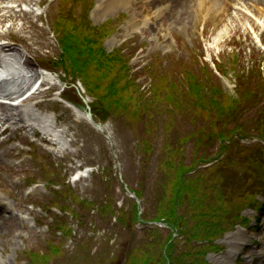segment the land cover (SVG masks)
<instances>
[{"label":"rangeland","instance_id":"rangeland-1","mask_svg":"<svg viewBox=\"0 0 264 264\" xmlns=\"http://www.w3.org/2000/svg\"><path fill=\"white\" fill-rule=\"evenodd\" d=\"M241 2L9 3L21 15L36 10L26 24L29 51L5 24L39 73L31 86L41 84L44 93L28 105L66 135L63 147L46 142L40 127L0 136V197L12 208L0 211V264H30L31 252L55 253L44 264H126L135 246L150 240L145 227L177 237L165 221L141 218L169 203L183 166L177 212L188 226L199 223L197 211L189 215L194 188L199 203L205 199L199 215L224 214L222 247L208 261L264 264V5ZM82 23L102 35L109 53L126 54L131 75L138 71L140 91L133 85L125 94L130 111L105 103L91 119L81 108H92L95 98L72 75L58 39L64 25ZM194 81H206V98L217 87L216 99L229 110L204 109L189 92Z\"/></svg>","mask_w":264,"mask_h":264},{"label":"trees","instance_id":"trees-1","mask_svg":"<svg viewBox=\"0 0 264 264\" xmlns=\"http://www.w3.org/2000/svg\"><path fill=\"white\" fill-rule=\"evenodd\" d=\"M85 26V23H82V26L73 27L64 25L65 30L62 29L65 32L58 40L65 54L66 65L72 69V75L81 78L87 90L93 94L95 98L92 106L94 116L97 115L100 106L105 103H108L107 108L109 109L130 111L133 104L132 97L125 94L130 93L133 85L140 91L141 86L135 76L138 71L131 75V68L125 58L126 54L121 50L109 53L100 43L102 35L97 31L94 33L92 29L86 32ZM262 68L264 70V65ZM124 72L129 75L124 74ZM122 74L128 78L125 80ZM101 87L103 89L102 94H100ZM206 87V81H194L189 86V92L197 98L196 101L204 109L207 107L209 110L213 107L221 113L227 112L229 105H225L216 99L217 87L212 89L210 98H206L204 95ZM137 106L136 103L135 108ZM232 132L235 133L234 130ZM223 146L228 148V145ZM186 173L187 167L183 166L180 173L176 175V188L169 201V203L171 202L170 206H167L169 203H166V206H161L160 212L156 216L148 217L145 215L141 218L143 224L150 220H163L173 230L176 229L178 236L174 237L172 232H168L162 237L159 235L161 233L159 228L145 227L144 232L150 240L136 245L126 260V264H212L206 256L210 251L222 247L216 242L220 235L222 236L226 231L223 227L221 230L219 225V222L224 220V214H218L216 210L210 209L211 213L208 210L199 215L205 199L202 197L201 203H199L200 198L197 197L194 188L191 190L193 199L191 207L194 209L191 210L192 212L190 211L191 213L189 212V215L197 211L196 218L199 219V223L196 225V229L188 226L187 220H184L187 216L183 214L180 216L177 212L180 207L181 194L184 193L183 174ZM195 242L197 243L196 246L193 245ZM55 246L53 252L58 250V245ZM30 255L33 259L32 264H44L55 253L31 252Z\"/></svg>","mask_w":264,"mask_h":264},{"label":"bare ground","instance_id":"bare-ground-1","mask_svg":"<svg viewBox=\"0 0 264 264\" xmlns=\"http://www.w3.org/2000/svg\"><path fill=\"white\" fill-rule=\"evenodd\" d=\"M24 1L33 2V0H0V136L12 127L37 134L38 127H40L43 132V139L46 142L52 146L60 145L63 147L62 136L66 135V132L63 135L62 133H56L54 121L48 117L37 116L30 109L28 103L37 100L44 93L40 87L33 90L34 87L31 86L35 79L39 77V73L26 52L10 42V36L5 31V24L10 22L9 34L16 33L18 41L23 44L24 48L28 51L31 50L28 47V41L32 39V36L25 34L27 33L26 24L36 10L29 11L25 16L9 4L13 2L20 6V3ZM107 1L113 2L115 0ZM236 1H239V3L250 1L255 5L254 7L264 5V0ZM161 8L159 7V9ZM20 19L24 22L21 28L18 29L17 21ZM26 69L28 71H25ZM43 82H45V79ZM54 88L55 86H52L51 89ZM35 104L38 106L39 103ZM5 154L6 151L0 152V162L5 158ZM11 210L10 204L0 197V211L11 212ZM2 263L4 262L2 261Z\"/></svg>","mask_w":264,"mask_h":264},{"label":"water","instance_id":"water-1","mask_svg":"<svg viewBox=\"0 0 264 264\" xmlns=\"http://www.w3.org/2000/svg\"><path fill=\"white\" fill-rule=\"evenodd\" d=\"M84 101H85V103L87 104V101H86V99L84 98ZM81 108L83 109V110H85V111H87V114H88V117H90L91 119H93L92 118V112H91V107H90V105H85V106H81ZM99 127H101L100 125H98Z\"/></svg>","mask_w":264,"mask_h":264}]
</instances>
